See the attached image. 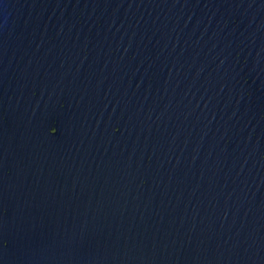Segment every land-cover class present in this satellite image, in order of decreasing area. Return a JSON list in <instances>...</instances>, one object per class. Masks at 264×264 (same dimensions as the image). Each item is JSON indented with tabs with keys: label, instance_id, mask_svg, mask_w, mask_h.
Masks as SVG:
<instances>
[{
	"label": "water",
	"instance_id": "water-1",
	"mask_svg": "<svg viewBox=\"0 0 264 264\" xmlns=\"http://www.w3.org/2000/svg\"><path fill=\"white\" fill-rule=\"evenodd\" d=\"M0 264H264V0H0Z\"/></svg>",
	"mask_w": 264,
	"mask_h": 264
}]
</instances>
